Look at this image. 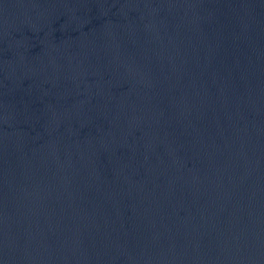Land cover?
I'll return each mask as SVG.
<instances>
[{
    "label": "water",
    "instance_id": "obj_1",
    "mask_svg": "<svg viewBox=\"0 0 264 264\" xmlns=\"http://www.w3.org/2000/svg\"><path fill=\"white\" fill-rule=\"evenodd\" d=\"M0 264H264V0H0Z\"/></svg>",
    "mask_w": 264,
    "mask_h": 264
}]
</instances>
